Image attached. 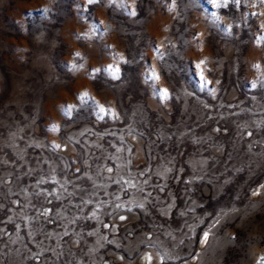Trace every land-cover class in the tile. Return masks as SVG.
I'll list each match as a JSON object with an SVG mask.
<instances>
[{
  "label": "rangeland",
  "instance_id": "1",
  "mask_svg": "<svg viewBox=\"0 0 264 264\" xmlns=\"http://www.w3.org/2000/svg\"><path fill=\"white\" fill-rule=\"evenodd\" d=\"M0 264H264V0H0Z\"/></svg>",
  "mask_w": 264,
  "mask_h": 264
},
{
  "label": "snow or ice",
  "instance_id": "2",
  "mask_svg": "<svg viewBox=\"0 0 264 264\" xmlns=\"http://www.w3.org/2000/svg\"><path fill=\"white\" fill-rule=\"evenodd\" d=\"M90 2H91V0H90Z\"/></svg>",
  "mask_w": 264,
  "mask_h": 264
}]
</instances>
